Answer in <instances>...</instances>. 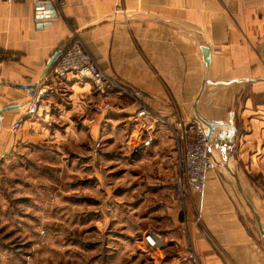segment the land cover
<instances>
[{
	"label": "crops",
	"instance_id": "0c3cea01",
	"mask_svg": "<svg viewBox=\"0 0 264 264\" xmlns=\"http://www.w3.org/2000/svg\"><path fill=\"white\" fill-rule=\"evenodd\" d=\"M43 13L36 16L29 2L0 1V163L40 137L63 142L77 133L101 147L109 131L119 133L113 143L122 160L129 167L147 164L148 178L158 182L152 196L164 192L165 199L149 211L160 209L165 219L147 225L140 241L145 259L137 264H192L189 246L204 264H264V0H61ZM75 37L99 70L140 90L171 124L210 127L219 165L184 211L177 203L176 211L166 191L173 186L175 195L178 157L169 127L158 125L152 145L134 152L145 135L128 98L71 77L57 81L55 64L45 72ZM15 85L35 89L30 95ZM88 99L109 101L111 113L93 114ZM32 100L38 120L13 131ZM149 230L162 242L157 248L144 244Z\"/></svg>",
	"mask_w": 264,
	"mask_h": 264
},
{
	"label": "rangeland",
	"instance_id": "374dc122",
	"mask_svg": "<svg viewBox=\"0 0 264 264\" xmlns=\"http://www.w3.org/2000/svg\"><path fill=\"white\" fill-rule=\"evenodd\" d=\"M78 135L63 142L40 137L1 161L0 264L145 259L140 241L150 222L157 227L165 219L160 209L149 212L165 206L164 192L152 196L158 182L148 178L147 164L129 167L122 160L120 144L113 143L119 133L110 137L109 131L98 149L89 136ZM166 191L176 206L173 186Z\"/></svg>",
	"mask_w": 264,
	"mask_h": 264
},
{
	"label": "built area",
	"instance_id": "2783aa9c",
	"mask_svg": "<svg viewBox=\"0 0 264 264\" xmlns=\"http://www.w3.org/2000/svg\"><path fill=\"white\" fill-rule=\"evenodd\" d=\"M7 4L29 2L36 7V16L45 15L38 11L42 4H50L60 7L61 0H0ZM52 77L57 81L68 77L78 82H88L99 93L115 91L128 98L135 107L133 121L137 123L144 133V137L133 147L134 152H140L153 143V132L158 125H166L175 140L178 149L176 161L177 175L174 181L176 203L180 210H184L193 194H201L205 189V175L207 172L217 169L219 163L211 154L212 142L208 129L199 121H193L188 126L181 121L171 124L152 109L146 102L143 93L138 89H129L116 80L105 75L87 52L81 40L75 37L70 45L62 52L52 69ZM86 107L95 115L106 116L111 113L112 104L107 101L96 104L92 99L86 101ZM38 102L32 100L22 118L12 125L13 131L21 129L26 120H38ZM100 141L95 149L100 148ZM185 229H183V232ZM144 244L150 248H157L162 242L155 231L149 230L143 236ZM187 260L192 264H204L196 257L189 246L186 252Z\"/></svg>",
	"mask_w": 264,
	"mask_h": 264
},
{
	"label": "water",
	"instance_id": "95a60500",
	"mask_svg": "<svg viewBox=\"0 0 264 264\" xmlns=\"http://www.w3.org/2000/svg\"><path fill=\"white\" fill-rule=\"evenodd\" d=\"M49 8H51V5L50 4H42V5H40V6L37 7L38 11H43L44 9H49ZM203 52H204V54H206V49H203ZM61 54H62V51H58V52H56L51 57V59L48 61L47 65H46L45 72L49 71L50 68H52V66L56 63V61L58 60V58L61 56ZM15 87L18 88V89H27V90H29V94L30 95L33 94L34 89H35V86L34 85H26V86H24V85H15ZM206 128L208 129V134L210 135V127L207 126ZM256 222H257V224L259 226L260 231L263 234V231H262V229L260 227V224H259L258 219H256Z\"/></svg>",
	"mask_w": 264,
	"mask_h": 264
}]
</instances>
